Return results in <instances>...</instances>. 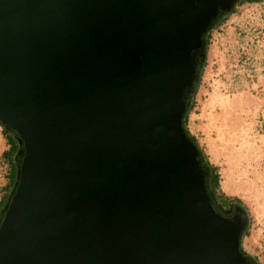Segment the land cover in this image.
Wrapping results in <instances>:
<instances>
[{
  "label": "water",
  "instance_id": "water-1",
  "mask_svg": "<svg viewBox=\"0 0 264 264\" xmlns=\"http://www.w3.org/2000/svg\"><path fill=\"white\" fill-rule=\"evenodd\" d=\"M234 0H0V123L21 142L0 264H252L182 129Z\"/></svg>",
  "mask_w": 264,
  "mask_h": 264
},
{
  "label": "rangeland",
  "instance_id": "rangeland-1",
  "mask_svg": "<svg viewBox=\"0 0 264 264\" xmlns=\"http://www.w3.org/2000/svg\"><path fill=\"white\" fill-rule=\"evenodd\" d=\"M194 102L187 116V128L196 136L209 163L212 161L216 166L221 191L236 196L246 206L251 219L248 234L242 238V247L264 264L262 1L237 5L211 31ZM209 114L213 119L211 129L208 127ZM238 119L243 124V134L237 128ZM234 121L235 131L230 133L228 126ZM240 140L243 145L239 144ZM6 147L0 132V153ZM6 173L7 163L0 155V196Z\"/></svg>",
  "mask_w": 264,
  "mask_h": 264
},
{
  "label": "trees",
  "instance_id": "trees-1",
  "mask_svg": "<svg viewBox=\"0 0 264 264\" xmlns=\"http://www.w3.org/2000/svg\"><path fill=\"white\" fill-rule=\"evenodd\" d=\"M264 0H234L232 5L226 10H218L212 17L208 27L204 30L201 35V51L196 53V74L193 83L187 91L184 92L185 110L182 114V129L185 136L191 141L197 151V159L200 166L201 173L203 174L205 188L209 199L211 200L212 206L217 213L222 217L229 218L233 215H239L243 226L239 235L238 248L242 255L252 264H263L258 261L257 257L250 254L242 247V238L248 234V227L250 223V215L246 209V206L236 196L226 195L219 188V177L216 172L217 168L215 165L209 163L207 155L204 153L202 146L198 143L196 136L191 133L187 128V116L194 106V96L197 91L200 77L205 66L206 50L209 44L210 33L213 29L217 28L230 13L233 12L237 5L244 2H259ZM0 132L4 137L7 147L1 151V157L7 163L6 182L2 186V193L0 196V219L7 206V203L14 190L18 169H19V158L22 154V145L19 141L16 133L0 123ZM12 176V178H11Z\"/></svg>",
  "mask_w": 264,
  "mask_h": 264
},
{
  "label": "bare ground",
  "instance_id": "bare-ground-1",
  "mask_svg": "<svg viewBox=\"0 0 264 264\" xmlns=\"http://www.w3.org/2000/svg\"><path fill=\"white\" fill-rule=\"evenodd\" d=\"M211 108L213 109L214 107L213 106H211ZM216 109H214V111H215ZM213 111V112H214ZM212 112V113H213ZM211 113V114H212ZM211 114H209V116H208V127H210V129L212 128V125H213V119H212V117H211ZM224 125H225V123H224ZM237 128L238 129H240L239 131L243 134L244 132H243V124H242V122H241V120L240 119H238L237 120ZM235 128H236V123H235V121L234 122H231L230 124H229V126H228V129H229V131H231L230 133H233L234 131H235ZM231 129H233V130H231ZM246 131V130H245ZM236 140H238V139H236ZM239 144L240 145H243V143L241 142V140H240V142H239ZM227 187V186H226Z\"/></svg>",
  "mask_w": 264,
  "mask_h": 264
},
{
  "label": "crops",
  "instance_id": "crops-1",
  "mask_svg": "<svg viewBox=\"0 0 264 264\" xmlns=\"http://www.w3.org/2000/svg\"><path fill=\"white\" fill-rule=\"evenodd\" d=\"M210 163H213L212 161H210ZM214 164V163H213Z\"/></svg>",
  "mask_w": 264,
  "mask_h": 264
}]
</instances>
